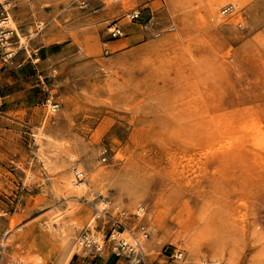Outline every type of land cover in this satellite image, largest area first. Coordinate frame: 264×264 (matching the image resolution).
Returning <instances> with one entry per match:
<instances>
[{
  "label": "rangeland",
  "instance_id": "rangeland-1",
  "mask_svg": "<svg viewBox=\"0 0 264 264\" xmlns=\"http://www.w3.org/2000/svg\"><path fill=\"white\" fill-rule=\"evenodd\" d=\"M3 7L0 264H128L115 226L146 264H264V0Z\"/></svg>",
  "mask_w": 264,
  "mask_h": 264
},
{
  "label": "built area",
  "instance_id": "built-area-1",
  "mask_svg": "<svg viewBox=\"0 0 264 264\" xmlns=\"http://www.w3.org/2000/svg\"><path fill=\"white\" fill-rule=\"evenodd\" d=\"M116 1V0H114ZM233 8V5H228L223 9V12H228ZM128 16H130V19H136L138 20L141 17V11L133 9L129 12ZM8 20V14L6 8H2L0 11V37L2 41L8 39L9 34H5L6 32L9 33L11 30H2V25L6 23ZM151 20L145 19L142 25L147 28L150 24ZM109 33L110 36L107 39L108 41L105 42L106 51H110L109 40L117 39L125 35V29L119 22H113V24L109 27ZM49 102V99H48ZM53 110L57 109L59 107V102L55 101L52 103ZM5 106V100L4 95L0 91V112L2 111L3 107ZM75 178L79 181H82L84 176L83 172L76 168L75 170ZM143 213L142 208L139 209L138 214ZM121 222H119L120 224ZM142 228V235L144 238L149 237L150 231L148 230V225L146 223H143L141 225ZM108 237L106 239L108 242H110V247L113 251L117 252L118 254H126L128 257V264H146L144 260V255L142 253V240L140 237H137L136 235H132L131 239H127L124 236H122L121 232L117 230V227L115 226L109 233ZM81 244L84 247L87 248H93L97 251H102L105 248V245L97 240L96 237H94V234H92L90 231L85 232L81 236ZM172 256L174 258H181L183 256V251L175 248Z\"/></svg>",
  "mask_w": 264,
  "mask_h": 264
},
{
  "label": "bare ground",
  "instance_id": "bare-ground-1",
  "mask_svg": "<svg viewBox=\"0 0 264 264\" xmlns=\"http://www.w3.org/2000/svg\"><path fill=\"white\" fill-rule=\"evenodd\" d=\"M8 22L10 21V22H12V18H10V17H8V20H7ZM3 30V29H2ZM3 31H6V30H3ZM5 34H9L8 32H6ZM4 100H5V98H4ZM3 110V109H2ZM79 169V168H78ZM75 170H76V168H75ZM75 170H74V174H75ZM79 170H81V169H79ZM82 171V170H81ZM83 172V176L85 177V175H84V171H82ZM68 181V183L71 185V187H72V184H73V193H77L76 195H78V194H80L82 191H84V189H86V186H87V182H86V180L83 178V180L82 181H79V180H77L76 178L74 179V178H70V180L68 179L67 180ZM75 195V194H74ZM106 200V199H105ZM104 203H108V201H103ZM142 207V206H141ZM143 208V207H142ZM98 209H100V208H98ZM102 209V208H101ZM122 236H124V235H122ZM96 237V236H95ZM125 238H127V239H131L132 237L131 236H124ZM97 238V237H96ZM140 239H141V237H140ZM81 240V239H80ZM98 240V239H97ZM81 242V241H80Z\"/></svg>",
  "mask_w": 264,
  "mask_h": 264
}]
</instances>
